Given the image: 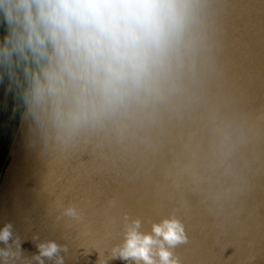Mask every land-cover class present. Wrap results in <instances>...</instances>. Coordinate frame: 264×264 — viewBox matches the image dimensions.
<instances>
[{"label":"water","instance_id":"1","mask_svg":"<svg viewBox=\"0 0 264 264\" xmlns=\"http://www.w3.org/2000/svg\"><path fill=\"white\" fill-rule=\"evenodd\" d=\"M211 2L221 47L195 56L164 102L71 135L33 114L25 124L24 108L0 180V226L11 223L19 245L9 241L8 264H36L49 240L64 260L95 209L132 191L141 232L183 224L179 264H246L248 246L264 264V0Z\"/></svg>","mask_w":264,"mask_h":264},{"label":"clouds","instance_id":"2","mask_svg":"<svg viewBox=\"0 0 264 264\" xmlns=\"http://www.w3.org/2000/svg\"><path fill=\"white\" fill-rule=\"evenodd\" d=\"M221 43L211 0H0V82L6 77L30 113L68 135L164 102L193 58ZM64 215L78 218L74 206ZM140 227L126 215L123 241L108 259L179 264L174 249L186 236L178 219L152 223L150 233ZM10 240L19 246L4 223L0 264L18 255ZM37 250L36 264H64L55 241Z\"/></svg>","mask_w":264,"mask_h":264},{"label":"bare ground","instance_id":"3","mask_svg":"<svg viewBox=\"0 0 264 264\" xmlns=\"http://www.w3.org/2000/svg\"><path fill=\"white\" fill-rule=\"evenodd\" d=\"M31 116L32 113L28 110L25 124ZM15 151H11L9 162ZM5 169H8V165ZM170 185L171 181L164 179L160 188L165 191ZM142 205L143 198L138 192L132 191L97 207L92 219L86 222L82 235L75 240L71 253L63 260L64 264H101L104 260L106 264H113L115 259L108 257L111 249L123 241L125 216L133 219L142 210Z\"/></svg>","mask_w":264,"mask_h":264},{"label":"trees","instance_id":"4","mask_svg":"<svg viewBox=\"0 0 264 264\" xmlns=\"http://www.w3.org/2000/svg\"><path fill=\"white\" fill-rule=\"evenodd\" d=\"M4 85L10 86L7 78ZM5 93L0 102V127L5 123L6 127L10 126V130L4 134L0 145V175L6 164L8 150L16 133L21 114L26 107L22 98V90L10 86Z\"/></svg>","mask_w":264,"mask_h":264},{"label":"snow or ice","instance_id":"5","mask_svg":"<svg viewBox=\"0 0 264 264\" xmlns=\"http://www.w3.org/2000/svg\"><path fill=\"white\" fill-rule=\"evenodd\" d=\"M246 264H252L255 259V251L251 246H248L245 250Z\"/></svg>","mask_w":264,"mask_h":264},{"label":"rangeland","instance_id":"6","mask_svg":"<svg viewBox=\"0 0 264 264\" xmlns=\"http://www.w3.org/2000/svg\"><path fill=\"white\" fill-rule=\"evenodd\" d=\"M5 79H6V77H5ZM5 79H4V81L3 82H0V102L2 101V99H3V96L6 94L5 92L10 88V86H8V85H4V83H5ZM21 118V117H20ZM20 121V120H19ZM2 173H3V171H2ZM2 173H1V175H0V180H1V178H2Z\"/></svg>","mask_w":264,"mask_h":264},{"label":"flooded vegetation","instance_id":"7","mask_svg":"<svg viewBox=\"0 0 264 264\" xmlns=\"http://www.w3.org/2000/svg\"><path fill=\"white\" fill-rule=\"evenodd\" d=\"M9 130L10 126L6 127L5 123L0 127V145L2 143L4 134H6Z\"/></svg>","mask_w":264,"mask_h":264}]
</instances>
